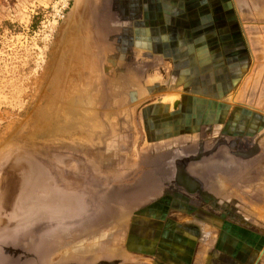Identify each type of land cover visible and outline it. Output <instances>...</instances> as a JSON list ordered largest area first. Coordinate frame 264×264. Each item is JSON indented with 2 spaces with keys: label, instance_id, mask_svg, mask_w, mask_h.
I'll use <instances>...</instances> for the list:
<instances>
[{
  "label": "rangeland",
  "instance_id": "obj_1",
  "mask_svg": "<svg viewBox=\"0 0 264 264\" xmlns=\"http://www.w3.org/2000/svg\"><path fill=\"white\" fill-rule=\"evenodd\" d=\"M208 1L0 0V264H264L262 31Z\"/></svg>",
  "mask_w": 264,
  "mask_h": 264
},
{
  "label": "crops",
  "instance_id": "obj_2",
  "mask_svg": "<svg viewBox=\"0 0 264 264\" xmlns=\"http://www.w3.org/2000/svg\"><path fill=\"white\" fill-rule=\"evenodd\" d=\"M209 3L210 1L206 2L204 5L206 6L209 12L214 14L213 15L214 17L213 21L215 23L214 27H216L217 29H223V30L230 31L228 33L232 40L231 44H246L249 49L254 51L253 45L255 41L253 40L252 30L261 29L262 31L261 32V43L264 46V0H217V3L216 2L214 4H209ZM209 7L212 9H210ZM222 25H224V27H222ZM239 29H240V34L236 32V30H239ZM263 56H264V52H263ZM251 57H252V60L254 59H256V61L259 60L258 56H251ZM259 75L263 76V79H264V67L259 71L257 76ZM248 76L249 75L247 74V80L245 83L247 92L250 88V84L254 83V80L252 79V81H250L251 77L250 76L248 77ZM253 76L254 75L252 74V77ZM235 90H237V88ZM238 91L239 90H237V92ZM240 94L241 93L239 91L238 94L234 96V98H239L241 96ZM224 107L226 109L228 108L231 109L230 105L229 106L222 105L223 109H225ZM187 153L189 154L190 152H187ZM183 155L185 159L188 158L186 153H184ZM193 160L194 158L193 159L191 158V161L190 160L189 161L193 162ZM208 166L212 167V164H209ZM205 170H207V173L209 174L213 172V170H208V169H205ZM205 182L207 184L206 187L215 186L216 184L218 186L220 185L223 186L224 184L228 185V182L223 181L222 179H219L217 177L211 178L210 176ZM227 185H225V187H227ZM152 240H153V244L151 246V253L152 252L154 253L157 251V249H159L158 248L159 240L155 241L154 238H152ZM174 251L176 250H173V252ZM195 252H198V250H196ZM137 256L136 258H138L137 262H139V264H162L158 260H151L141 255H137ZM39 262H41L40 259H39ZM27 263H28L27 261L26 262L24 261L23 263H17V264H27Z\"/></svg>",
  "mask_w": 264,
  "mask_h": 264
},
{
  "label": "bare ground",
  "instance_id": "obj_3",
  "mask_svg": "<svg viewBox=\"0 0 264 264\" xmlns=\"http://www.w3.org/2000/svg\"><path fill=\"white\" fill-rule=\"evenodd\" d=\"M151 82V81H150ZM28 165V164H27ZM32 169V168H31ZM32 172V171H31ZM28 176V175H27ZM32 176V175H31ZM35 176V175H34ZM23 181L22 175L14 170H10L9 173L6 176V179L3 180V185L5 188L4 195L2 197L1 201V211H0V221L2 222V225L6 224L7 222L11 224L13 222V219L19 220V217L17 216V211L15 210V206L17 203V192L13 193V191L18 188L19 184H21ZM27 181V180H26ZM32 181V180H31ZM31 183V182H30ZM2 185V186H3ZM1 186V187H2ZM25 187V186H24ZM38 189V188H37ZM25 192V191H24ZM38 192V191H37ZM38 194V193H37ZM23 196V195H22ZM26 198V196H25ZM25 202V201H24ZM48 202V201H47ZM52 202V200H51ZM50 202V203H51ZM55 202V201H54ZM22 203V202H20ZM36 203V202H35ZM34 203V204H35ZM24 204V203H23ZM37 204V203H36ZM54 204V203H53ZM23 206V205H20ZM27 207V206H26ZM34 207H37L34 205ZM29 209V208H28ZM25 211V210H24ZM32 211V210H31ZM27 212V211H26ZM25 213V212H23ZM37 213V212H36ZM39 214V213H38ZM37 214V215H38ZM29 214H27L28 216ZM34 215V214H33ZM36 215V217H37ZM18 217V218H17ZM12 219V220H11ZM13 224V223H12ZM20 225V224H19ZM22 225V224H21ZM27 225V223H26ZM18 227V226H17ZM22 227V226H21ZM2 228V227H1ZM12 234V233H11ZM1 235V234H0ZM6 236V235H5ZM1 238V237H0ZM6 238V237H5ZM4 238V239H5ZM3 239V238H1ZM99 252V251H98Z\"/></svg>",
  "mask_w": 264,
  "mask_h": 264
},
{
  "label": "flooded vegetation",
  "instance_id": "obj_4",
  "mask_svg": "<svg viewBox=\"0 0 264 264\" xmlns=\"http://www.w3.org/2000/svg\"><path fill=\"white\" fill-rule=\"evenodd\" d=\"M186 156V155H185ZM188 156V155H187ZM189 158V157H188Z\"/></svg>",
  "mask_w": 264,
  "mask_h": 264
}]
</instances>
